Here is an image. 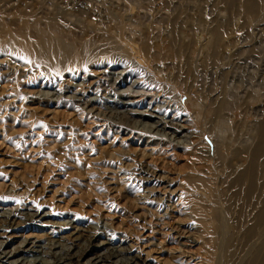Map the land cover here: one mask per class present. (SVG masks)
Instances as JSON below:
<instances>
[{
	"label": "rangeland",
	"instance_id": "1",
	"mask_svg": "<svg viewBox=\"0 0 264 264\" xmlns=\"http://www.w3.org/2000/svg\"><path fill=\"white\" fill-rule=\"evenodd\" d=\"M171 1L157 10L162 0H0V88L4 90L0 93V212L37 210L45 215L40 221L46 220L42 225L0 230V257L6 255L8 259L0 264H11L10 260L22 256L24 252L12 256V251L23 238L29 243L19 248H32L31 241L36 245L58 239L72 252L83 251L87 246L85 237L73 239L69 235L73 228L66 227L72 221V226L80 222L81 228L85 225L105 231L100 239L113 238L112 246L124 247L138 256L136 264H213L218 258L216 236L204 225L215 223L211 213L205 211L207 201L203 199L208 193L190 182L200 174L194 170L196 160L184 133L172 140L171 129L164 125L149 130L148 124L154 128L157 118L134 116L127 122L134 127L127 135L131 133L137 141L120 142L105 130L100 112H112L114 116V111H124V102L130 100L135 101L133 105L139 112L156 115L153 107L161 105L167 109L164 120L184 122L195 130L190 103L187 102L188 112L173 103L174 82L157 81L163 89L158 95L147 83L156 82V64L140 65L123 50V40L115 36H129L125 22L139 10L146 13L136 19L141 25L151 23L153 28L165 29L166 22L174 19L178 29L195 35L198 46H203L211 37L209 26L219 20L230 33L231 46L224 60L204 67V50L197 49L190 62L196 71L186 81H191L193 93L210 97L216 96L220 88L226 89V126L220 139L229 141L231 147L243 145L247 134L252 136L264 120V6L244 15L238 1L233 0ZM129 6L134 7L132 13ZM89 23L91 27H86ZM105 26L109 29L102 28ZM57 36L66 47L87 41V52H94L78 77L64 80V72L52 66L41 68L22 43L29 37L37 45L48 43L49 47L47 39ZM50 48L45 61H50L51 55L56 60L66 57L64 51L57 53V49ZM170 67L179 82L186 79L184 65L169 64ZM46 78L53 85L50 88L41 86ZM83 82L88 86L86 92L82 90L86 99L94 98L92 109L65 98L78 91L76 85ZM41 90L53 94H49L50 104H40L47 109L38 111L34 107L39 108V102L32 99H39ZM145 95L159 102L151 105ZM169 101L173 104L165 106ZM29 194L39 199L40 206L23 201L22 197ZM52 250L63 252L60 248ZM50 254L44 258L53 262ZM90 257H94L93 253L86 251L80 263ZM126 257L119 255L106 261L124 264L130 261Z\"/></svg>",
	"mask_w": 264,
	"mask_h": 264
},
{
	"label": "bare ground",
	"instance_id": "2",
	"mask_svg": "<svg viewBox=\"0 0 264 264\" xmlns=\"http://www.w3.org/2000/svg\"><path fill=\"white\" fill-rule=\"evenodd\" d=\"M233 1H238V5L243 9L242 12L244 15H251V13L257 11L256 9H261L264 6V0ZM171 2V0H162L161 4L157 5V10H159V7L165 4L168 5ZM227 2L229 3L231 0H227ZM129 9L132 13L134 7L129 6ZM107 13L109 14V11ZM113 13H111V15L118 18L117 14ZM143 14L146 13H142L139 10L130 14V18H128L127 22L122 21L128 24L126 29H128L129 36L127 38H122L116 35L115 38L118 41L123 40L120 44L123 50L140 65L148 66L151 62L156 64V68L154 67L157 72L154 74L156 82L151 80L147 83L151 86V89H155V92L157 94L159 93L158 95H160L163 89L162 86L160 87L156 84L157 81L161 80V82L165 83L170 79L174 82L173 89L175 93L172 94V98L175 100L173 103H179V105L184 106L182 108L185 109L186 112L189 110L187 102L190 103V109L195 115V120L193 121L195 130L184 122L178 124L170 120H164L167 109L161 105H155L153 107V110L157 113L156 115L153 114L154 112L142 113L136 108L137 105H133L135 101L130 100L124 102V105H126L125 107H127L124 111H121V109L119 111L113 110L115 112L113 113L114 116L111 114L112 112L110 114L104 113L103 111L100 112L105 122V130L111 133L112 139L119 138L120 142H124L125 140L131 142L137 141L136 138H131V133L130 135L128 134L129 136L127 135L129 130L133 131L134 128L133 126H129L127 122L134 116H146L151 119L157 118L153 121V123H157V125H154V128H152L153 124H148V128L151 132L158 126L164 125L167 129H171L170 135L172 140L176 138V135L183 132L184 136L188 138L191 144V155H193L196 160L194 170L200 174L196 179H190V182L194 188H201L208 193V197L203 199L207 201L205 211H209L211 217L215 221V223L210 222L209 224H204L206 229H209V232L214 233L216 236L214 244H216V251L219 255L218 258L214 260L213 264H255L256 262L264 264V120L258 124L259 126L255 133L253 132L252 136L250 133L247 134L248 140L250 139L249 142L247 140L239 147H231L229 141L224 140V138L220 139V137L223 136L222 133H224L226 126L225 121H223L225 117L224 106H226V89L224 87L220 88L216 96L210 97L208 94L193 93V86L190 84L191 81L190 83L186 81L192 74L193 68L190 66V62L191 59H193V53L196 52L197 49L202 47L204 50V54L202 55V65H204V67L216 66L224 60L226 52L229 49L228 46L230 45V33L222 27V21L216 20L214 24L209 26L210 40H207L203 46H198L196 36L193 34L187 35V33L178 29V25L174 19L166 22L167 25H165V29L160 27L153 28V24L151 23H142L141 25L140 22L138 23V21H136V19ZM54 18H51V20ZM134 22H136V24ZM90 23L92 24V22ZM90 23L88 25L86 24V27H91ZM125 24H123V27ZM106 27L109 29V26L102 28L104 29ZM165 30L168 31L167 34L163 33ZM8 33H10V31ZM136 33L137 36L135 35ZM58 37L59 36L47 39L46 42H51V50L53 48L55 50L57 49V53L58 50L64 51L66 57L62 58V60H56V57H52L51 55V62H47L44 59L46 53H51V51L48 50L50 46H46L48 43H45L44 46L37 45L34 40L29 37H27V41L25 40V42L23 41L22 43L25 45L24 47H26V52L31 60L37 62L41 68L46 69L52 66L53 70L58 69V71H61L60 73L64 72V80H68V78L71 77H78V74H80L84 68L86 69V64L92 60L89 57L90 55L94 56V52H87V41L77 47L74 45L66 47V45L61 43V37ZM8 41L9 40L6 41L4 47L8 45ZM2 42L3 40L0 41V49L3 48ZM53 53L55 54V52ZM231 55H233V53H231ZM116 62L118 61L114 63ZM177 63H179L180 66L184 65V68L187 70V76L186 79L184 78V80H182L183 82H179V76H175L173 74L174 71L172 73V67H170L171 69L168 68L169 64L176 65ZM8 74L9 73H5L4 75ZM116 74H121V72ZM128 74H130V72ZM224 74H226V72H224ZM30 82H32V79H30ZM83 84L84 82L76 85V87L79 86V90L70 96L67 95L65 98L74 101L76 104H83L82 108L89 107V109H92L95 107L94 98L86 99V94L84 93L88 86ZM136 85H138V83H136ZM41 86L50 88L53 85L50 83V80L46 78ZM3 91V88H0V93ZM177 93L179 94L178 97L176 96ZM49 94L53 93L41 90V97L39 99H32L39 102V108L36 106L34 107L35 110L47 109L43 108L40 104H50L51 99H49ZM182 95L184 97H182ZM145 96V99L149 96L150 102L152 103L151 105H153L154 102H159V100L153 98L152 95ZM119 103L121 102L119 101ZM173 103L169 101L165 106L172 105ZM26 105L28 106L31 104L28 103ZM247 105H249V103H246V106ZM115 107L117 106L115 105ZM133 107H135V109ZM96 108L98 109L100 107L96 106ZM178 120H180V118H178ZM196 127L199 128L197 129ZM209 137L212 139L209 140ZM67 141L73 142L69 139H67ZM198 160L200 161L197 162ZM22 199L23 201L27 200L37 205L41 204L34 194H29L25 198L22 197ZM22 199L20 198L21 201ZM17 200H19V198H17ZM209 200H211L214 205H211V201ZM247 207H250V209L248 210ZM43 217H45V215L37 213V210L26 212L17 211L13 213L10 211L0 212V230H13L28 224H46V220L44 222L40 221ZM71 224H74V222L72 221ZM71 224L66 225V227H68L67 229L73 228L69 235L73 236V239L76 238L75 240H77L78 236H83L85 240H87L85 241V245L87 246L83 251L76 250L72 252L70 246L66 245V243H60L58 239H49L47 242L45 241V244L36 245H34L35 241H31L30 243H32V246L35 248H31V246L29 248H19L29 243V240L23 238L20 245L15 247L12 251V256H17L19 252L24 253L22 256L18 255L15 259L10 260L9 263L116 264L115 262L108 263L106 259L125 255L127 256V260L130 261H126L124 264H136L135 259L138 258V256L131 254L129 250L124 247L118 249V247L112 246L111 244H113L114 241L113 238L104 237L103 240L100 239V236L105 235V231L90 226L89 228H85V225H83L84 228H81L80 222L76 223L74 226ZM218 232L219 235H217ZM86 242H88V244ZM55 248L63 249V252L61 254L51 252L53 251L52 249ZM99 249H101L102 252L98 253L97 251ZM86 251H91L94 257L87 258L86 263H80ZM49 253H51L50 255L54 258L53 262H49L44 258V256ZM5 256L6 255L0 257V261L3 259L8 260ZM143 264L149 263L145 262Z\"/></svg>",
	"mask_w": 264,
	"mask_h": 264
}]
</instances>
